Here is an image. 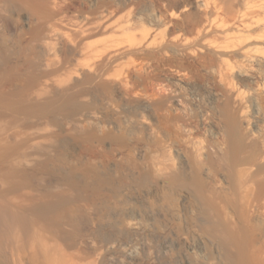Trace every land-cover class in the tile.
Segmentation results:
<instances>
[{"label":"rangeland","instance_id":"374dc122","mask_svg":"<svg viewBox=\"0 0 264 264\" xmlns=\"http://www.w3.org/2000/svg\"><path fill=\"white\" fill-rule=\"evenodd\" d=\"M0 192L52 264H264V0H0Z\"/></svg>","mask_w":264,"mask_h":264},{"label":"bare ground","instance_id":"6f19581e","mask_svg":"<svg viewBox=\"0 0 264 264\" xmlns=\"http://www.w3.org/2000/svg\"><path fill=\"white\" fill-rule=\"evenodd\" d=\"M19 197H8L0 192V264H52L54 258L47 253L48 246L33 232L50 229L54 222L69 215L34 214L28 205L35 206L40 195Z\"/></svg>","mask_w":264,"mask_h":264}]
</instances>
